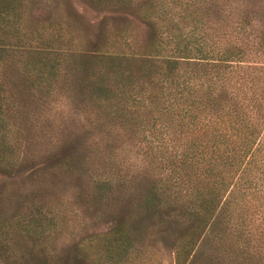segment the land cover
Wrapping results in <instances>:
<instances>
[{"label":"trees","instance_id":"obj_1","mask_svg":"<svg viewBox=\"0 0 264 264\" xmlns=\"http://www.w3.org/2000/svg\"><path fill=\"white\" fill-rule=\"evenodd\" d=\"M202 2L145 10L153 36L143 52L92 57L88 81L92 127L137 148L122 160L111 149L104 158L95 152L106 171L91 176L94 199L123 194L172 218L184 229L179 264L210 235L222 255L264 234V5L233 0L227 14L220 0L210 37ZM132 226L113 222L110 242L97 243L106 248L97 264L126 263Z\"/></svg>","mask_w":264,"mask_h":264},{"label":"rangeland","instance_id":"obj_2","mask_svg":"<svg viewBox=\"0 0 264 264\" xmlns=\"http://www.w3.org/2000/svg\"><path fill=\"white\" fill-rule=\"evenodd\" d=\"M224 1L228 14L233 0ZM159 2L178 12L188 0H0V264H97L106 249L97 243L121 219L131 220L127 256L137 258L126 263L179 264L183 228L127 195L95 200L91 181L108 149L120 160L137 150L90 124L92 57L143 52L153 36L143 14ZM218 4H200L210 37ZM240 244L218 255L210 235L181 263L264 264V234Z\"/></svg>","mask_w":264,"mask_h":264}]
</instances>
